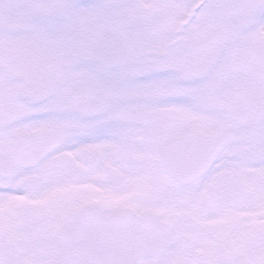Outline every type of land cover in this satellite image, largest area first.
I'll return each instance as SVG.
<instances>
[{
	"label": "snow or ice",
	"instance_id": "1",
	"mask_svg": "<svg viewBox=\"0 0 264 264\" xmlns=\"http://www.w3.org/2000/svg\"><path fill=\"white\" fill-rule=\"evenodd\" d=\"M0 264H264V0H0Z\"/></svg>",
	"mask_w": 264,
	"mask_h": 264
}]
</instances>
